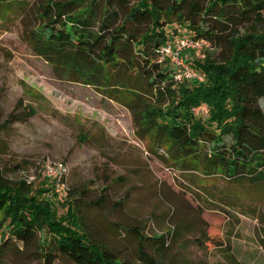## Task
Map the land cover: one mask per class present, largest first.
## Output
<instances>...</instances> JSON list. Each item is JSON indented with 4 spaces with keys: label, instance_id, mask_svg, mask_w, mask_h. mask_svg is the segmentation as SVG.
Here are the masks:
<instances>
[{
    "label": "trees",
    "instance_id": "trees-1",
    "mask_svg": "<svg viewBox=\"0 0 264 264\" xmlns=\"http://www.w3.org/2000/svg\"><path fill=\"white\" fill-rule=\"evenodd\" d=\"M24 1L0 0V10ZM42 14L43 25L29 38L36 55L129 109L137 136L165 153L177 170L264 182V0L51 1ZM176 36L209 42L204 57L191 55L189 62L204 83L177 80L179 69L160 61L162 47ZM223 47L227 54L217 60L210 51ZM120 65L141 77L151 94L113 84L110 70ZM200 106L207 115L194 112ZM17 111L0 131L36 115L21 100ZM107 191L94 202L99 210L108 202ZM74 196L71 191L65 201L55 200L48 184L0 172V227L24 243L37 238L42 264H55L57 256L75 264H135L92 236ZM9 236L1 238L0 257ZM166 237L139 234L142 264H163L147 248L149 241L164 247Z\"/></svg>",
    "mask_w": 264,
    "mask_h": 264
},
{
    "label": "rangeland",
    "instance_id": "rangeland-1",
    "mask_svg": "<svg viewBox=\"0 0 264 264\" xmlns=\"http://www.w3.org/2000/svg\"><path fill=\"white\" fill-rule=\"evenodd\" d=\"M51 1L73 0H26L0 10V126L20 112V100L36 113L1 129L0 172L48 184L62 202L75 192L92 236L135 264H142L139 234L167 236L164 247L149 241L147 248L163 264H264V182L180 172L137 136L129 109L36 55L29 38ZM210 52L217 60L227 54L224 47ZM121 68H111L113 84L151 94L141 77ZM260 103L264 109V99ZM57 164L65 167L66 189L48 177L54 170L48 167ZM103 189L108 202L99 210L94 202ZM3 235L9 232L0 227V246ZM0 264H42L38 239L24 243L9 236ZM55 264L75 263L57 256Z\"/></svg>",
    "mask_w": 264,
    "mask_h": 264
},
{
    "label": "built area",
    "instance_id": "built-area-1",
    "mask_svg": "<svg viewBox=\"0 0 264 264\" xmlns=\"http://www.w3.org/2000/svg\"><path fill=\"white\" fill-rule=\"evenodd\" d=\"M210 48L211 46L209 42L204 39H194L189 36H176L171 38L166 46L162 47L160 51V61L168 59L175 68L179 69L176 74L177 80L181 81L183 79H187L198 83H204L205 77L193 69L188 62L186 63L187 59L185 55L190 54V56L198 55L200 57H204V51ZM194 112L197 115H207L209 110L205 106H200L195 108ZM53 168V175H48V177L50 179L54 178V180L57 181L58 187L66 189V185L61 180L65 172V167L63 164H57L55 167H48V172H50Z\"/></svg>",
    "mask_w": 264,
    "mask_h": 264
}]
</instances>
